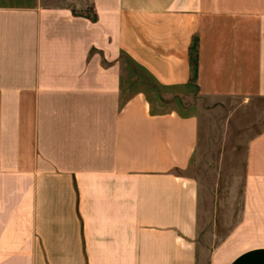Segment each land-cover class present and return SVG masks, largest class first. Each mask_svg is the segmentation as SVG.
<instances>
[{
  "label": "crops",
  "instance_id": "1",
  "mask_svg": "<svg viewBox=\"0 0 264 264\" xmlns=\"http://www.w3.org/2000/svg\"><path fill=\"white\" fill-rule=\"evenodd\" d=\"M124 57L264 103V0H0V264H264V109L213 196L198 114L154 109Z\"/></svg>",
  "mask_w": 264,
  "mask_h": 264
},
{
  "label": "rangeland",
  "instance_id": "2",
  "mask_svg": "<svg viewBox=\"0 0 264 264\" xmlns=\"http://www.w3.org/2000/svg\"><path fill=\"white\" fill-rule=\"evenodd\" d=\"M123 61L127 75L124 81L130 85L136 83L146 90L154 109L198 114V150L187 174L200 177L204 187L216 192L213 196L218 192L220 197L226 198L228 191L236 195L246 143L258 130L259 113L264 109V103L246 101L240 96L200 97L193 77L185 89L161 87L125 57Z\"/></svg>",
  "mask_w": 264,
  "mask_h": 264
}]
</instances>
